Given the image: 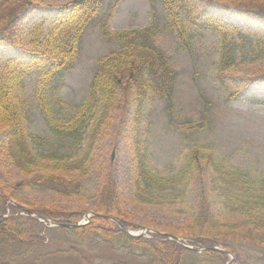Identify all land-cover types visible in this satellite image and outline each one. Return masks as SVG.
<instances>
[{"label":"trees","instance_id":"1","mask_svg":"<svg viewBox=\"0 0 264 264\" xmlns=\"http://www.w3.org/2000/svg\"><path fill=\"white\" fill-rule=\"evenodd\" d=\"M121 1L70 0L61 4L52 20L43 18L26 30L30 45V49L24 50L28 53L26 58L0 63V138L6 133L7 155L16 168L31 175L12 181L0 164V264H48L58 255H67L69 259L75 256L81 264H95L85 249L95 241L116 250L140 253L146 259L140 264H264V178L226 165L206 151L207 143L199 142L189 145L184 164L175 172L156 173L149 165L141 133L145 105L151 94L167 101L171 125L185 134L204 130L208 123L207 117L202 122L182 123L174 118L170 104L178 72L173 57L158 43L161 22L188 51L204 31L218 36L220 56L215 78L225 87L229 99H249L229 83L228 76L246 60L264 58V36L199 15L193 0H148L153 13L148 26L113 30L110 22ZM207 1L235 8L264 27V0ZM48 6L44 0H0V45L25 49L21 34L26 13ZM94 22L115 46L98 60L84 100L72 106L61 92L66 75L79 60L84 34ZM31 75L35 76L32 99L58 138L54 148L40 154L31 144L38 137L28 134L21 114L27 94L23 80ZM249 81L264 83V65L249 76ZM254 100L264 103V98ZM67 106L73 109L64 112ZM129 109L134 129L133 181L137 199L159 205L185 201L200 165L205 162L209 166L206 182L202 181L198 189L196 204L186 223L149 236L127 234L111 219L129 229L136 227L123 205L112 165L102 172L94 209L83 204L75 209L29 206L28 210L37 217L21 213L19 205L24 199L20 191L34 183H48L62 195L84 199L86 186L81 179L92 165L93 151L104 135V127L116 112ZM217 204L226 214L237 217H223ZM89 211L96 213L90 221L73 227L48 226L38 218L77 223ZM170 234L205 249L195 251L170 239ZM48 241H65L69 247L30 252ZM214 246L219 249H212ZM110 264L135 263L116 260Z\"/></svg>","mask_w":264,"mask_h":264},{"label":"rangeland","instance_id":"2","mask_svg":"<svg viewBox=\"0 0 264 264\" xmlns=\"http://www.w3.org/2000/svg\"><path fill=\"white\" fill-rule=\"evenodd\" d=\"M44 1L49 4L48 7L29 11L24 17L21 35L25 49L0 45V63L10 58H26L28 53L24 50L30 49L25 36L26 30L43 18L52 20L57 15L58 6L70 0ZM192 3L199 15L216 18L226 24L264 36V27L247 19L235 8H227L215 1L207 0H193ZM152 17V8L148 0H122L111 19L110 27L113 30L145 27L152 22ZM157 40L173 57L178 72L174 100L170 104L171 108L174 107V118L178 123H182L188 120L202 122L207 117L205 120H208V123L204 130L195 131L190 136L185 134L183 130L171 125L167 101L151 94L141 121L143 145L147 149L151 169L162 175L175 172L184 164L189 145L199 142L207 143L206 151L212 152L226 165L264 178V103L254 100L264 98V83L249 81V76L264 65V58L258 61L246 60L244 64L237 65L232 70L228 76L229 83L249 99H229L225 87L215 78L220 56L219 38L216 34L209 30L199 34L194 40L192 50L188 51L180 45L176 34L170 28L162 26L161 22ZM114 46V43L105 39L98 22L87 28L79 60L75 68L66 75L61 92L62 97L70 101L72 106L84 100L98 60ZM34 77L31 75L23 80L27 86V94L24 97L25 106L21 114L28 134L38 137V140L31 144L35 152L40 154L54 148L58 138L46 124L30 94ZM20 107L22 109V105ZM68 109L73 108L67 106L64 112ZM133 134L132 109L116 112L104 127V135L93 151L92 165L86 176L81 179L86 186L84 199L62 195L48 183H34V186L20 191L24 199L21 204L26 208L30 206L45 209L54 207L75 209L83 204L94 209L102 172L107 166L112 165L120 185L123 205L136 225L131 229L134 233L149 236L151 233L164 232L186 223L196 204L198 189L202 181L206 182L209 166L205 162L200 165L194 182L184 197L185 201L165 205L142 202L134 194ZM5 139L6 133L0 138V164L3 170L12 181L28 178L31 175L16 168L7 155ZM85 149L84 142L83 150ZM217 207L223 217L227 219L237 217L226 214L218 204ZM48 242L30 249V252L43 253L59 247H69L65 241ZM85 249L91 254L95 264H110L116 260L135 264L146 262L140 253L116 250L109 244L99 241ZM48 264H81V261L75 256L69 259L67 255H58L51 258Z\"/></svg>","mask_w":264,"mask_h":264},{"label":"water","instance_id":"3","mask_svg":"<svg viewBox=\"0 0 264 264\" xmlns=\"http://www.w3.org/2000/svg\"><path fill=\"white\" fill-rule=\"evenodd\" d=\"M89 216V214L87 215ZM118 223L120 224L121 228L126 232V233H129V234H134L132 233L126 226H124L121 222L118 221ZM62 224H66V225H70V226H76V225H79L81 223H78V224H74V223H62ZM139 234H142V233H139ZM171 238L177 240V241H181V238H179L178 236L176 235H171ZM218 247H213V249H217ZM203 249H205L203 246L201 247H197L195 248L196 251H202Z\"/></svg>","mask_w":264,"mask_h":264}]
</instances>
